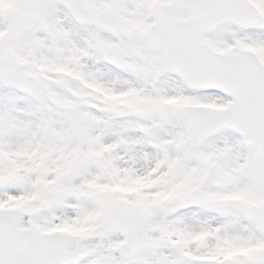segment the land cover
I'll return each mask as SVG.
<instances>
[{
  "label": "snow or ice",
  "instance_id": "6c2138e0",
  "mask_svg": "<svg viewBox=\"0 0 264 264\" xmlns=\"http://www.w3.org/2000/svg\"><path fill=\"white\" fill-rule=\"evenodd\" d=\"M0 264H264V0H0Z\"/></svg>",
  "mask_w": 264,
  "mask_h": 264
}]
</instances>
